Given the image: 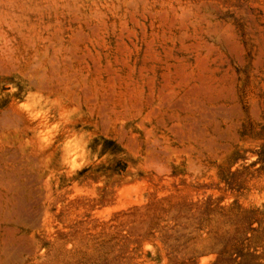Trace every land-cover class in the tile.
<instances>
[{
	"label": "rangeland",
	"instance_id": "rangeland-1",
	"mask_svg": "<svg viewBox=\"0 0 264 264\" xmlns=\"http://www.w3.org/2000/svg\"><path fill=\"white\" fill-rule=\"evenodd\" d=\"M0 264H264V0H0Z\"/></svg>",
	"mask_w": 264,
	"mask_h": 264
}]
</instances>
